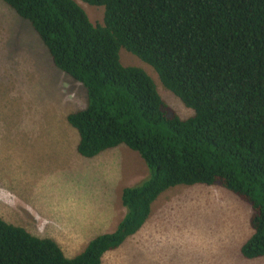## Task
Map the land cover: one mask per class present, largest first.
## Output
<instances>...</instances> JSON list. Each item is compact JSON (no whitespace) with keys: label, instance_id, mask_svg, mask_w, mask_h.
<instances>
[{"label":"trees","instance_id":"1","mask_svg":"<svg viewBox=\"0 0 264 264\" xmlns=\"http://www.w3.org/2000/svg\"><path fill=\"white\" fill-rule=\"evenodd\" d=\"M2 1L85 89V106L66 116L77 153L123 144L147 176L121 190L126 211L115 229L71 256L0 217V264H102L140 230L161 193L195 184L249 204L252 232L240 253L264 257V0H80L103 8L97 24L78 0ZM120 49L150 65L192 115L179 117L142 68L121 63Z\"/></svg>","mask_w":264,"mask_h":264},{"label":"rangeland","instance_id":"2","mask_svg":"<svg viewBox=\"0 0 264 264\" xmlns=\"http://www.w3.org/2000/svg\"><path fill=\"white\" fill-rule=\"evenodd\" d=\"M78 3L92 23L102 22L101 6ZM119 55L152 78L179 117L192 115L150 65L125 49ZM85 104L84 87L53 64L30 24L0 0V217L54 239L67 256L100 234L90 225L113 222L114 207L124 214L118 186L147 176L141 157L123 144L90 158L77 153L78 133L66 116ZM151 207L149 222L102 264H264V257L240 253L252 232L251 207L221 186L176 185Z\"/></svg>","mask_w":264,"mask_h":264},{"label":"crops","instance_id":"3","mask_svg":"<svg viewBox=\"0 0 264 264\" xmlns=\"http://www.w3.org/2000/svg\"><path fill=\"white\" fill-rule=\"evenodd\" d=\"M78 142V141H77ZM120 190H121V186H118V188L115 190V193H116V195L118 196V201L120 202V205L122 206V204H121V201H120ZM152 208V207H151ZM122 209H123V207H122ZM152 210V209H151ZM115 211H116V209H115V207H114V212H113V218H114V220H113V222L112 223H110V224H104L101 228H100V225H98L99 224V221H97L96 223H94L93 225H90V227H89V230L91 231L92 229H94L95 227H96V230H94V231H97V230H99L100 229V231L98 232V233H107V232H111V231H113L114 229H115V227H116V225H117V221H118V219H121L122 218V216L124 215H122L121 216V218H119V216H117V213H115ZM125 213V212H124ZM150 219V218H149ZM148 221V220H147ZM149 222V221H148ZM147 222V223H148ZM147 223L145 224V226L147 225ZM106 229H108V230H106ZM141 229V228H140ZM97 234V233H96ZM96 234H94V235H96Z\"/></svg>","mask_w":264,"mask_h":264}]
</instances>
